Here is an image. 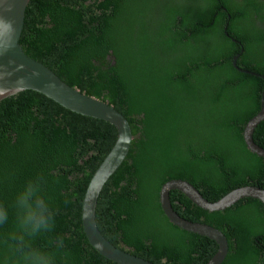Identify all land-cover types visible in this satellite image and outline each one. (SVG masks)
I'll return each instance as SVG.
<instances>
[{
  "label": "trees",
  "instance_id": "1",
  "mask_svg": "<svg viewBox=\"0 0 264 264\" xmlns=\"http://www.w3.org/2000/svg\"><path fill=\"white\" fill-rule=\"evenodd\" d=\"M259 5L255 0L31 1L21 40L25 52L70 86L109 102L132 127L130 153L97 206L98 227L116 247H134L153 264H207L218 245L169 221L161 187L182 179L211 202L243 186L264 189V159L244 142L245 127L260 110L264 81L233 66L241 48L232 40L245 50L238 67L264 76V45L249 38L261 32L255 26V15L263 18ZM227 23L231 38L225 35ZM263 129L264 122L254 139L264 148ZM117 136L110 123L73 113L33 91L0 103V202H10L28 178L43 174L70 264H116L89 244L82 207ZM171 199L182 218L225 234L224 264H264L261 202L247 198L210 213L178 191ZM47 239H36L34 246L46 247ZM6 257L0 243V260Z\"/></svg>",
  "mask_w": 264,
  "mask_h": 264
},
{
  "label": "water",
  "instance_id": "2",
  "mask_svg": "<svg viewBox=\"0 0 264 264\" xmlns=\"http://www.w3.org/2000/svg\"><path fill=\"white\" fill-rule=\"evenodd\" d=\"M32 0H0V103L26 91L36 92L59 106L78 115L105 121L117 131V140L94 173L82 207V224L89 244L104 258L116 264H153L129 254L110 243L101 233L97 223V206L101 193L127 159L134 135L128 119L109 102L88 96L63 81L52 69L30 57L21 40L25 29L26 13ZM248 73V72H246ZM254 75L253 73H251ZM263 109L245 127L247 148L264 159V148L255 144L256 128L264 121ZM179 191L199 208L214 213L223 212L243 199L252 198L264 206V190L245 186L231 191L216 202L205 199L198 189L184 180L168 181L161 191V206L172 224L189 233L209 238L219 245L216 255L207 264H223L229 244L225 234L212 226L182 218L171 205L170 194Z\"/></svg>",
  "mask_w": 264,
  "mask_h": 264
},
{
  "label": "clouds",
  "instance_id": "3",
  "mask_svg": "<svg viewBox=\"0 0 264 264\" xmlns=\"http://www.w3.org/2000/svg\"><path fill=\"white\" fill-rule=\"evenodd\" d=\"M46 177L36 174L14 192L10 202H0V243L7 257L0 264H70L65 239L56 233L57 212L46 194ZM47 237L46 247L34 241Z\"/></svg>",
  "mask_w": 264,
  "mask_h": 264
},
{
  "label": "flooded vegetation",
  "instance_id": "4",
  "mask_svg": "<svg viewBox=\"0 0 264 264\" xmlns=\"http://www.w3.org/2000/svg\"><path fill=\"white\" fill-rule=\"evenodd\" d=\"M258 4H259V2L261 3V4H263V5H259L260 6V12L262 13V16H263V18L262 17H258V14L257 15H255V26H256V28H257V30L258 31H261L257 36H255V37H249L250 38V41L251 42H253V43H260V44H263L264 45V0H259V2H258V0H255ZM225 12H226V10H224ZM228 21H230V17H228ZM228 23L225 25V28H224V31H225V35L227 36V37H229V38H231V36H230V34H229V32H228ZM233 40V42H235V43H239V45H240V48H241V52L238 54V55H236V56H234V58H233V66L238 70V71H240V72H243V73H246V72H248V73H246V74H250V75H252L251 73L252 72H250V71H247V70H242V69H240L239 67H238V61L240 60V57H241V55L245 52V50H244V47H243V45L240 43V42H238V41H236L235 39H232ZM262 50H264V49H262ZM263 62H264V60H262ZM254 75L253 76H257V77H259V78H261L263 81H264V76L263 75H260V74H256V73H253ZM263 91H264V89H263ZM263 91H262V94H263ZM262 94H261V99H260V110H259V113L262 111V109H263V97H262ZM258 113V114H259ZM257 114V115H258ZM264 122V121H263ZM260 126V125H259ZM258 126V127H259ZM257 127V128H258ZM257 128H256V130H257ZM256 130H255V132H256ZM255 134V133H254ZM262 134H263V138H264V129H263V131H262ZM253 140H254V142H255V144H257L256 143V141H255V139H254V137H253ZM245 142V141H244ZM246 144V143H245ZM258 145V144H257ZM260 146V145H259ZM247 147V146H246ZM261 147V146H260ZM263 148V147H262ZM248 149V148H247ZM249 150V149H248ZM250 151V150H249ZM251 152V151H250ZM251 153H253V152H251ZM254 154V153H253ZM256 155V154H255ZM259 157V156H258ZM173 180H177V179H173ZM180 180H182V179H180ZM170 181H172V180H169V182ZM185 181V180H184ZM188 182V181H187ZM166 184V183H165ZM164 184V185H165ZM163 185V186H164ZM163 186L161 187V191H162V189H163ZM250 186H253V187H257V188H260V189H263V188H261V187H259V186H257V185H250ZM243 187H245V186H243ZM241 188V187H240ZM238 189V188H237ZM235 190V189H234ZM264 190V189H263ZM161 191H160V198H161ZM233 191V190H232ZM172 192H174V191H172ZM171 192V193H172ZM179 192V191H178ZM181 193V192H180ZM229 194V193H228ZM184 195V194H183ZM202 195V194H201ZM185 196V195H184ZM203 196V195H202ZM226 196V195H225ZM225 196H223V197H225ZM186 197V196H185ZM222 197V198H223ZM222 198H220V199H222ZM206 199V198H205ZM219 199V200H220ZM219 200H217V201H219ZM170 201H171V205H172V207H173V209L175 210V208H174V206H173V203H172V199H171V194H170ZM161 202V201H160ZM216 202V201H215ZM260 202V201H259ZM239 203V202H238ZM176 204H179L178 202H176ZM194 204V203H193ZM195 205V204H194ZM197 206V205H196ZM162 207V206H161ZM198 207V206H197ZM232 208V207H231ZM201 209V208H200ZM230 209V208H229ZM203 210V209H202ZM228 210V209H227ZM263 210H264V206H263ZM164 211V210H163ZM205 211V210H204ZM226 211V210H225ZM175 212H177L176 210H175ZM211 213V212H210ZM177 214H178V212H177ZM239 214V213H238ZM237 214V215H238ZM179 215V214H178ZM170 221V220H169ZM189 221V220H188ZM192 222V221H191ZM195 223H197V222H195ZM207 225V224H206ZM209 226H211V225H209ZM213 227V226H212ZM214 228H216V227H214ZM216 229H218V228H216ZM221 231V230H220ZM209 239V238H208ZM215 242V241H214ZM111 243V242H110ZM217 245H218V243H216ZM228 244H229V241H228ZM115 246V245H114ZM116 247V246H115ZM118 248V247H117ZM124 248L126 249V251H127V253L130 251L131 253H129V254H132V255H135V256H137L135 253H137V250L138 249H136V248H134V247H131V246H128L127 244H124ZM120 249V248H119ZM122 250V249H121ZM218 250H219V245H218ZM218 250H217V252H218ZM124 251V250H123ZM125 251V252H126ZM216 255V254H215ZM214 255V256H215ZM213 256V257H214ZM137 257H139V256H137ZM212 257V258H213ZM227 257H228V255H227ZM227 257H226V259H227ZM139 258H142V257H139ZM211 258V259H212ZM142 259H144V260H146L145 258H142ZM210 259V260H211ZM226 259H225V261H226ZM146 261H148V260H146ZM225 261H224V263H225ZM150 262V261H149ZM152 263V262H151ZM223 263V264H224Z\"/></svg>",
  "mask_w": 264,
  "mask_h": 264
}]
</instances>
